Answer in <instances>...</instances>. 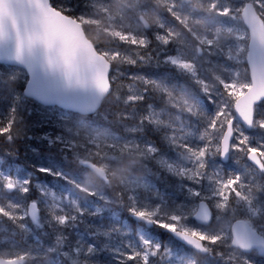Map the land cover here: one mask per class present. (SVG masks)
Wrapping results in <instances>:
<instances>
[{
    "label": "snow or ice",
    "instance_id": "1",
    "mask_svg": "<svg viewBox=\"0 0 264 264\" xmlns=\"http://www.w3.org/2000/svg\"><path fill=\"white\" fill-rule=\"evenodd\" d=\"M85 7L75 15L54 0H0V61L26 68L25 96L81 113L115 106L122 125L117 134L81 121L49 141L94 172L99 190L59 168L41 167L37 179L20 167L11 174L13 162L0 167V224L12 225L0 235V264H97L101 250L117 264H264V0ZM16 123L13 107L0 136L11 142ZM129 157L138 162L129 173H113ZM106 211L109 223L87 224ZM31 226L48 242L28 243Z\"/></svg>",
    "mask_w": 264,
    "mask_h": 264
},
{
    "label": "trees",
    "instance_id": "2",
    "mask_svg": "<svg viewBox=\"0 0 264 264\" xmlns=\"http://www.w3.org/2000/svg\"><path fill=\"white\" fill-rule=\"evenodd\" d=\"M54 3L65 9H68L75 15H80L86 11L85 0H54ZM131 15V14H129ZM104 39L103 36L100 37ZM133 71H135L133 69ZM15 75L16 80H11L10 76ZM26 81V73L19 67L0 64V124L7 122L11 115L13 107L16 108L17 123L14 125L16 135L10 142L5 137L0 136V167L10 165L11 173H15V168L20 167L26 171L32 172L37 179H43V174H40L37 169L41 167H50L61 169L64 172L74 173L73 178L81 181L84 185L95 183L98 190L102 187L96 175L91 171L76 169L75 164L61 154V150L49 143L50 140H55L57 136L69 137L68 129L76 130L79 122L83 121L86 124L93 126L104 125L113 128L120 134L122 125L117 121L115 113L119 110L115 106L102 104L93 114L81 115L73 112H68L53 106H44L36 103L30 98L23 95V87ZM127 123V122H125ZM84 132L81 130V139ZM155 138V137H154ZM138 163L134 157L127 158L122 165L113 169V173L123 171L129 173V165ZM228 164V171L237 170V166L233 162H225ZM249 163V162H248ZM250 164V163H249ZM99 166V165H98ZM155 169L153 168V172ZM137 177L145 175L144 171H136L131 173ZM149 175V179L157 183L160 180L158 175ZM48 181L51 185L57 182V186L65 185L63 180L57 177H50ZM115 176H113V184ZM157 186L162 191L167 190L173 195L178 191L172 187L167 180H162L157 183ZM111 211H106L103 216V222L109 223L111 220ZM126 211L121 212V216H127ZM129 222H134L132 218ZM32 227V233L24 237L28 243H34L35 236H41L39 230ZM0 228H7L8 233L0 232V235H7L12 231V225L4 222L0 224ZM162 236L161 230H154ZM171 239V237H168ZM19 239V237H18ZM171 241H175L171 239ZM108 264H117L116 257L112 258Z\"/></svg>",
    "mask_w": 264,
    "mask_h": 264
},
{
    "label": "rangeland",
    "instance_id": "3",
    "mask_svg": "<svg viewBox=\"0 0 264 264\" xmlns=\"http://www.w3.org/2000/svg\"><path fill=\"white\" fill-rule=\"evenodd\" d=\"M11 174H15V173L13 172V173H11ZM53 184H54V185H57V182H53ZM50 186H52V185L50 184ZM61 186L66 187L67 185H61ZM58 187H60V186H58ZM103 216H104V215H103ZM103 216L100 217V218H98V219H89V220L87 221V224L98 225V224L104 223V222H103ZM110 217H111V215H110ZM104 224H105V223H104ZM81 227H83L84 229H81ZM78 231H79L80 236L82 237V239H83L84 241H86V242H88V243H92V242H93L92 240H90V241L87 240L88 237L90 238V236L88 235L90 229H89L86 225H84V224L80 225ZM40 233H41V232H40ZM36 237H39L40 240H43V241H45L46 243H47L48 240H49V237L43 235L42 233H41V236H35L34 239H35ZM74 237H75V230H73V236L70 237V238H74ZM90 239H91V238H90ZM163 241H164V242H170L169 238H168V239L166 238V239H164ZM115 243H118V239H117L116 241H114V244H115ZM97 256H99V258H100L99 261H97V264H108V262L105 261V259L115 258V255H114L112 252H110V251H106V250H101V251H99V252L97 253ZM42 259H43V258H42ZM40 260H41V259H40ZM30 264H31V262H30Z\"/></svg>",
    "mask_w": 264,
    "mask_h": 264
},
{
    "label": "water",
    "instance_id": "4",
    "mask_svg": "<svg viewBox=\"0 0 264 264\" xmlns=\"http://www.w3.org/2000/svg\"><path fill=\"white\" fill-rule=\"evenodd\" d=\"M0 64H4V65H8V66H15V67H19V68H21L22 70H24V72L26 73V77H27V75H28V73H27V70H26V68H24L23 66H21V65H17V64H14V63H9V62H7V61H0ZM26 82H25V84H24V87H23V95L25 96V92H26ZM25 97H27V98H30V99H32L33 101H35V102H37V103H39V104H41V105H44V106H53V105H55L56 107H58V108H60V109H63V110H65V111H68V112H73V113H77V114H81V115H88V114H92V113H94V112H84V113H81V112H79V111H76V110H73V109H69V108H66V107H64V106H62V105H60V104H56V103H49V102H45V101H43V100H41L40 98H39V96L38 95H36V94H32V93H29L27 96H25ZM227 162V161H226ZM250 163V162H249ZM94 173V172H93ZM95 174V173H94ZM133 220H134V218H132ZM171 235V234H170ZM174 238V237H173ZM175 239V238H174Z\"/></svg>",
    "mask_w": 264,
    "mask_h": 264
},
{
    "label": "flooded vegetation",
    "instance_id": "5",
    "mask_svg": "<svg viewBox=\"0 0 264 264\" xmlns=\"http://www.w3.org/2000/svg\"><path fill=\"white\" fill-rule=\"evenodd\" d=\"M81 229H84V228L81 227ZM155 230L158 231L160 229H155ZM161 232L163 234H162V236L160 235V237H159L160 239L164 240L166 238L168 239V237H171V239H173V237L169 233L165 232L164 230H161ZM171 239L169 238L170 241H171ZM87 240L90 241L92 239H90L88 237ZM99 259H100L99 256H97V261H99ZM111 260H112V258L111 259H105V261H107V262H111ZM37 264H48L47 258H43V259L37 261Z\"/></svg>",
    "mask_w": 264,
    "mask_h": 264
},
{
    "label": "bare ground",
    "instance_id": "6",
    "mask_svg": "<svg viewBox=\"0 0 264 264\" xmlns=\"http://www.w3.org/2000/svg\"><path fill=\"white\" fill-rule=\"evenodd\" d=\"M37 103V102H36ZM93 114V113H92Z\"/></svg>",
    "mask_w": 264,
    "mask_h": 264
}]
</instances>
